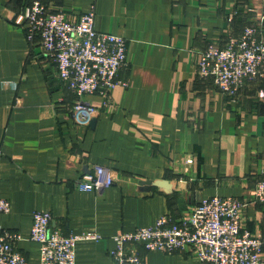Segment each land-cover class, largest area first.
Returning a JSON list of instances; mask_svg holds the SVG:
<instances>
[{"label": "crops", "instance_id": "crops-1", "mask_svg": "<svg viewBox=\"0 0 264 264\" xmlns=\"http://www.w3.org/2000/svg\"><path fill=\"white\" fill-rule=\"evenodd\" d=\"M28 2L0 0V197L11 202L0 226L22 233L29 264H41L30 239L37 210L50 211L66 234H100L77 241L76 264H113L120 231L188 212L212 195L253 200L264 178V79L228 96L198 73L197 60L248 25L264 37V0L59 1L70 13L94 7L98 30L128 39L119 74L127 85L111 89L118 108L101 109L93 125L74 119L75 94L29 41ZM93 165L122 177L102 192L78 190L75 180ZM245 214L251 229L264 231L262 204L251 202ZM142 251L147 264H202L189 250Z\"/></svg>", "mask_w": 264, "mask_h": 264}, {"label": "built area", "instance_id": "built-area-1", "mask_svg": "<svg viewBox=\"0 0 264 264\" xmlns=\"http://www.w3.org/2000/svg\"><path fill=\"white\" fill-rule=\"evenodd\" d=\"M59 1L29 0L22 23L29 41L39 43L41 52L54 61L64 86L75 94L70 113L89 124L101 109L118 108L111 89L127 85L119 74L128 63V39L98 30L94 7L70 13ZM197 63L202 77L213 78L223 93L236 96L246 82L264 79L260 28L248 25L240 35H229L225 45L211 42L198 52ZM89 95L100 96V102L87 99ZM121 177L113 167L93 165L75 180V187L102 192ZM251 202L264 206V178L256 182L250 202L234 195H212L188 212L165 214L154 225L118 232L116 247L110 251L113 264H147L142 250L155 249L189 250L202 264H264V231L253 230L244 221ZM10 210V200L0 197V214ZM53 221L50 211L34 212L30 239L39 244L41 264H76L77 241L100 238L95 232L66 234ZM23 238L18 230L0 226V264H29L19 247Z\"/></svg>", "mask_w": 264, "mask_h": 264}, {"label": "water", "instance_id": "water-1", "mask_svg": "<svg viewBox=\"0 0 264 264\" xmlns=\"http://www.w3.org/2000/svg\"><path fill=\"white\" fill-rule=\"evenodd\" d=\"M95 121H96V119L94 118V119H92V121H91V124L93 125V124H95ZM148 183L150 182V180L149 181H147ZM152 182V181H151ZM154 184H158V185H160L161 183H160V181H158V182H155Z\"/></svg>", "mask_w": 264, "mask_h": 264}]
</instances>
